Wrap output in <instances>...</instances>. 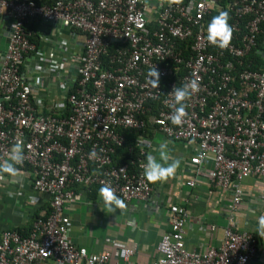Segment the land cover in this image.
Wrapping results in <instances>:
<instances>
[{
    "label": "built area",
    "instance_id": "built-area-1",
    "mask_svg": "<svg viewBox=\"0 0 264 264\" xmlns=\"http://www.w3.org/2000/svg\"><path fill=\"white\" fill-rule=\"evenodd\" d=\"M213 8L223 9L215 0L170 1L153 22L143 0H0V19L13 22L0 54V165L19 146L24 160L15 166V179L50 197L49 210L35 217L28 234L2 232L0 264H111L109 252L89 253L73 242L64 208L73 201L77 184L108 185L127 201L149 199L153 188L143 175L151 145L143 132L149 124L173 139L194 141L197 151L190 163L197 173L207 171L205 163L211 161L207 172L213 185L233 191L219 247L188 248L189 211L171 205L170 229L159 242L156 264H250L257 256L258 238L241 228L237 213L245 196L243 182L250 177L264 181V65L259 70L245 65L263 32L264 0L226 5L233 19L223 49L207 40L206 17ZM35 17L62 21L86 38L75 89L68 90L66 105L52 106L56 113L41 112L43 99L32 98L40 82L24 69L29 57L37 56V65L61 71L73 56L59 61L29 39L25 27ZM177 39H193L187 57L178 50ZM60 45L66 48L64 42ZM258 50L264 52V46ZM153 67L159 72L157 87L146 78ZM193 81L197 90L184 102L181 124L173 125L170 118L178 105L171 91ZM151 102H158L155 114ZM123 129L141 132L134 168L113 162L125 143ZM0 179L7 176L1 173ZM195 183L190 179L187 184ZM135 250L124 246L114 264H136Z\"/></svg>",
    "mask_w": 264,
    "mask_h": 264
},
{
    "label": "crops",
    "instance_id": "crops-1",
    "mask_svg": "<svg viewBox=\"0 0 264 264\" xmlns=\"http://www.w3.org/2000/svg\"><path fill=\"white\" fill-rule=\"evenodd\" d=\"M169 2L151 0L146 5L143 0L148 17L153 22L162 7ZM12 28V20L0 19V29L4 33L0 38V54L9 42L5 33ZM36 32L41 42L38 46L44 49L45 54H51L59 61L65 55L73 56L61 71L47 63L37 65V56H30L24 69L32 80L36 78L40 82L32 98L37 101L43 99L45 107L41 112L56 113L52 106L66 105L68 90L75 89L79 77L78 54L83 50L86 38L84 33L65 27L62 21L52 23L43 20L36 26ZM61 41L66 48L60 45ZM260 54L263 56L264 52ZM143 136L151 142L145 159L151 154L164 164L160 156L161 145H164L168 160L179 158L180 167L165 181L150 182L153 189L149 199L127 201L121 198L125 207L114 213L103 209L102 201L98 198V187L75 185V197L64 208V213L71 219L70 237L73 242L86 247L89 253L109 252L111 264L121 260L124 246L136 249L132 257L136 264H156L159 242L170 229L169 209L173 204H180L188 209L190 215L191 229L186 237L187 247L198 250L206 245L219 247L228 223L232 189L213 185L207 172L213 168L211 161L205 163L207 171L197 173L196 167L190 163L191 156L197 151L194 141L168 137L154 124H149ZM1 173L8 180L0 179V237L6 229L29 232L35 217L42 210H49L50 197L30 185L24 184L22 187L16 177L0 170ZM190 179L196 180L194 186L187 184ZM243 188L245 196L237 218L241 228L259 237L258 254L250 264H264V238L256 231L258 218L264 216V181L259 177H250L243 182ZM49 264L53 263L49 261Z\"/></svg>",
    "mask_w": 264,
    "mask_h": 264
},
{
    "label": "clouds",
    "instance_id": "clouds-1",
    "mask_svg": "<svg viewBox=\"0 0 264 264\" xmlns=\"http://www.w3.org/2000/svg\"><path fill=\"white\" fill-rule=\"evenodd\" d=\"M228 13L221 11L218 15L213 16L207 28V40L213 46L221 49L225 48L231 39V26L228 23ZM146 78L153 87H157L159 83V72L156 67L148 70ZM197 90L195 81L190 84L185 83L180 87H174L171 94L174 96L176 104L175 110L171 114V124L179 126L182 118L185 115V101L192 93ZM164 145H161L160 156L164 160V164L158 162L151 154L146 156V164L143 167V175L148 182H163L169 177L173 176L176 170L180 167L181 161L179 158H172L170 161L164 152ZM95 155V153H92ZM24 156L19 146L14 145L11 149L7 161L0 165V170L10 174L16 175V165L23 163ZM98 198L102 201L103 209L107 212L114 213L117 209L125 207L123 200L114 194L113 189L108 185H102L98 189ZM100 205V204H99ZM101 207V205H100ZM257 234L264 238V216L258 218ZM163 264V261L160 262Z\"/></svg>",
    "mask_w": 264,
    "mask_h": 264
},
{
    "label": "trees",
    "instance_id": "trees-1",
    "mask_svg": "<svg viewBox=\"0 0 264 264\" xmlns=\"http://www.w3.org/2000/svg\"><path fill=\"white\" fill-rule=\"evenodd\" d=\"M37 1L40 4H45L48 2V0H37ZM177 1H187V0H177ZM231 1H233V0H215V3L218 6L222 7L223 9L213 8L211 13L209 15H207V17H206L207 22H210L211 18L213 16L218 15L219 12H221V11L228 13V17H229L228 22L232 21L233 18L231 17V13L226 10V5ZM41 21H43V19L40 17L32 18L31 21L29 23H27L26 27H25V30L27 32L29 39L32 42H35L37 45H40L41 42L39 39V35L36 32V26L38 24H40ZM150 26L153 29L154 23L151 22ZM175 43H176L178 50L181 51L182 56L187 57L189 54L192 53L191 45L193 44V39H187L184 41L177 39ZM257 43H258V47L253 49L245 59V65L251 66L250 68L253 70L254 69L259 70L264 65V58H263V56H261V54L258 50L264 46V27H263V32L257 37ZM113 48L114 47L112 46L111 49H113ZM105 59H106V57H105ZM184 71H185V69L181 70L180 75L185 73ZM177 75H178V73H177ZM180 85H181V83H180ZM150 105H151L152 110H153L152 114H155L158 110L157 109L158 102H151ZM145 118H147V117H145ZM122 132L125 136V143L116 149V152L113 155V162L115 165H122L124 163H128L131 165L132 161H136L140 155V149L137 146V139H138L139 135L141 134V132H138V131L133 130V129H123ZM131 166L133 168L135 167V165H131ZM93 187L100 188V186H98V185H95ZM20 232L22 234H28L29 233L27 231H22V230ZM255 237H257L258 241H259V237L256 234H255Z\"/></svg>",
    "mask_w": 264,
    "mask_h": 264
},
{
    "label": "water",
    "instance_id": "water-1",
    "mask_svg": "<svg viewBox=\"0 0 264 264\" xmlns=\"http://www.w3.org/2000/svg\"><path fill=\"white\" fill-rule=\"evenodd\" d=\"M171 2H176V0H170ZM151 2V0H144V4H149ZM12 34V30L9 31L8 33H5V36L7 37V41L10 40V36Z\"/></svg>",
    "mask_w": 264,
    "mask_h": 264
}]
</instances>
